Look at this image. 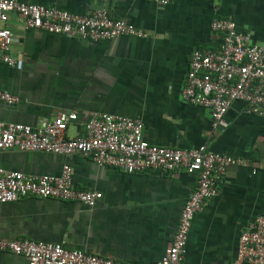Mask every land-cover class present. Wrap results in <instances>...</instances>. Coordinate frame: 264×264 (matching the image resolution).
Returning <instances> with one entry per match:
<instances>
[{
  "label": "crops",
  "instance_id": "1",
  "mask_svg": "<svg viewBox=\"0 0 264 264\" xmlns=\"http://www.w3.org/2000/svg\"><path fill=\"white\" fill-rule=\"evenodd\" d=\"M83 14L99 8L97 0H24ZM114 17L125 18L146 38L120 36L84 41L25 30L15 13L7 26L15 67L0 64V89L20 97L0 102V121L36 126L58 110H75L66 136L83 134L93 112L142 120L144 138L156 145L197 148L247 157L250 166H230L219 193L197 212L188 234L184 264H230L240 232L264 210V116L228 109L224 124L211 128L210 112L180 98L192 51L216 48L211 31L216 16L234 19L264 43V0H174L158 6L148 0H106ZM71 167L76 189L101 193L94 206L59 199L21 198L0 203V237L61 243L126 264H155L172 242L185 200L196 185L186 170L126 173L97 165L75 153L0 151V166L34 175H57ZM0 264H27L24 256L0 251Z\"/></svg>",
  "mask_w": 264,
  "mask_h": 264
},
{
  "label": "built area",
  "instance_id": "2",
  "mask_svg": "<svg viewBox=\"0 0 264 264\" xmlns=\"http://www.w3.org/2000/svg\"><path fill=\"white\" fill-rule=\"evenodd\" d=\"M91 12L77 14L56 6H44L24 0H0V64L15 67L20 58L11 52L12 32L7 26L15 13L25 30L75 37L84 41L112 40L120 36L146 38L143 30L125 18L114 17L104 5ZM166 6L174 0H148ZM211 31L219 36L216 48H195L180 90L181 100L210 112L211 128L218 130L234 102L242 103V112L264 116V43H252L251 34L237 28L232 18L216 16ZM20 97L0 89V102L14 105ZM77 119L75 110H58L51 120L36 126L0 121V151H39L62 156L81 154L97 165H108L126 173L186 170L196 175V185L185 200L174 230L172 242L155 264H184L186 244L194 215L219 193V183L230 166H250L247 157L197 148L166 147L148 142L141 119L93 112L84 124L83 134L66 136L68 125ZM38 197L95 205L101 193L94 189H76L71 167L67 164L57 175H34L7 170L0 166V203ZM0 251L24 256L27 264H126L61 243L25 238L0 237ZM230 264H264V210L252 218L240 232L235 259Z\"/></svg>",
  "mask_w": 264,
  "mask_h": 264
}]
</instances>
